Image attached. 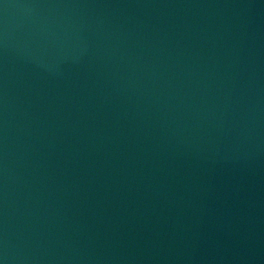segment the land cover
<instances>
[{"label":"water","instance_id":"1","mask_svg":"<svg viewBox=\"0 0 264 264\" xmlns=\"http://www.w3.org/2000/svg\"><path fill=\"white\" fill-rule=\"evenodd\" d=\"M0 264H264V0H0Z\"/></svg>","mask_w":264,"mask_h":264}]
</instances>
